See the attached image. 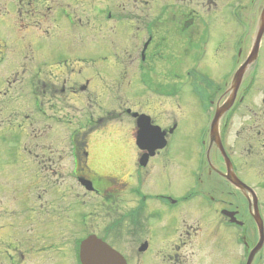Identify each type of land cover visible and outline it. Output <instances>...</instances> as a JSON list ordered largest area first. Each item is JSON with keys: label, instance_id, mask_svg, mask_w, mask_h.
I'll return each mask as SVG.
<instances>
[{"label": "rangeland", "instance_id": "374dc122", "mask_svg": "<svg viewBox=\"0 0 264 264\" xmlns=\"http://www.w3.org/2000/svg\"><path fill=\"white\" fill-rule=\"evenodd\" d=\"M72 1H74L73 5L71 7L68 5L67 7L72 14V19L68 20L62 15V11L57 8L58 0H0V38L9 42L6 50L0 48V122L4 121L5 124L8 114V118L11 119L14 126L15 124L18 126L19 123H22L19 128L20 131H23L20 145H22L24 150L21 155L22 163L20 162V165L17 167H14L5 159L8 168L3 169L2 175H0V187L5 188L0 193V199L2 198L11 207L14 204L11 199L12 194L20 190L22 191V188H20L21 185H31L32 188L29 189L30 191L27 192L25 190L24 192L31 197L33 203L36 201V210L31 213L36 217V224L39 225V228L32 234L33 242L41 245L44 240L50 239L49 243H54L62 248L66 255H63L61 258V264L69 263L70 261L67 253L69 250H72L74 237L83 232H87L93 227V225H90L85 230V227L80 224H75V221H78L80 213L82 212L92 213V206L99 201V198H96L94 195L90 193L86 194L71 176L72 162L67 140L68 135L74 130V127L69 126L70 123L86 125L90 123V118L92 120L98 118H106L108 120L109 117L115 116L112 113L113 110H120V106L132 107L134 109L136 103L141 105L139 108L140 111H147L146 107H148L149 113L154 117L162 116V113L159 114L160 109L162 111L169 109V114L176 117L179 114L180 118H182L185 109L189 111L192 108L187 103V106H183L179 110L177 107V99V101L163 99V93L161 92L151 91L152 94H150L140 88V84H138L139 87H136L135 91L131 92V94H128L127 87L126 89L120 90L126 75L122 74L119 81L118 78H114L118 73L116 70L117 65L111 66L112 62L115 61V56L113 55L117 50L116 39L117 43H119L118 50L120 53L122 54L124 52L126 54L128 52L130 54L132 50L127 51L128 49L125 48L124 42L125 36L129 32L128 25H133L131 32L135 33L134 42L138 39V34H142L140 38L142 41L145 37L143 34L146 21L155 19L159 6L169 2L172 4L175 3L176 9L169 12L163 18L161 24L158 25L159 31L154 37L155 40L152 44L153 48L151 47V58L149 59L148 66H154V75L158 76L159 80L178 84L184 76L181 79L177 77L171 78L170 74H168L169 69L166 67V63L170 65L171 61L176 60L173 54L170 53V50H172V47L180 45V41L183 39V44H186V40L190 39L199 43L203 32V24L200 20L201 18L198 17V7L194 3H187V1L183 0H164L160 4H156V2L161 0H155L156 2L152 0H119L120 5L114 7L112 12L111 10H102L103 14L101 13L102 15L100 17L102 20L94 24V33L86 34L81 40L76 38L77 33L74 29L68 27V24L65 22L73 21L77 24L82 20V24L84 25L85 21L91 22L93 18L97 17L96 12H100L101 7H104L102 5L104 1ZM48 7L52 8L51 11H48ZM192 9L195 11L194 15L192 17H186L185 12L191 13ZM109 15L112 18H109ZM92 22L94 21L92 20ZM4 23L7 24L8 28L2 26ZM113 24L116 25L112 26ZM184 25H187L184 28L185 32L181 33ZM213 37L215 38V34ZM75 38L81 41L79 46L75 43ZM224 38L228 40L232 39L229 35H226ZM164 42L169 45V52L165 50L166 43ZM217 45L219 47V43L217 44L215 41L213 45L211 43L208 45L209 53L212 57L210 60L216 64L221 60L220 48L217 49ZM229 45H226L227 51L229 52L227 58L231 54V45ZM160 47L165 51L162 55L159 54ZM213 50H217L214 53H217L218 57L212 55ZM71 53L81 55L85 58L106 55L109 57L106 61L110 62L109 65H106L107 62L105 61L104 64L95 69L90 64V67L85 69V73L78 74L83 78L84 83L90 79L89 85L86 88H80L83 85L79 87V76L76 75L72 78V82H68V85L79 87L76 88L79 89L77 92L71 90V87H65V92H60L56 96H52L53 93L51 92L44 93V108L49 115L54 116V119L49 118V116L47 117L45 115V110V112L43 111L44 114H42L41 107H35V97L37 95L31 90L29 81L27 82L25 78L30 75H36L34 74L36 63L44 62L49 58L53 60L56 57H63ZM14 67L18 68L19 71L23 69L24 73L14 75L11 78V82L9 83L10 88L9 85L2 87L7 72H12ZM26 67H28L27 72H25ZM51 68L54 70V74L59 76V79L54 80L52 73H47V76L51 79H45L61 87L63 84L62 80L66 77L67 72L63 73L56 65L51 66ZM209 68L213 72L216 66L209 64ZM206 71L209 72V69L207 68ZM114 73L116 74L114 75ZM218 75L220 74H216L220 82ZM250 79L249 77L248 82H250ZM253 80L255 83L253 82L252 88L255 89L248 102L254 107H258L262 104V95L258 92L260 83L255 79ZM102 82L106 89L102 87ZM113 82L118 84V86L111 85ZM106 83L111 86V91L106 87ZM7 89L10 91L9 97L2 94ZM187 89L190 92L189 88ZM242 93H246V88ZM247 99L245 98L244 101ZM144 101L147 102L144 103ZM7 105H14V112ZM155 105H157L156 108L153 107ZM240 105L244 106L245 103H241ZM15 111L21 112V114L16 115ZM120 117L122 119L121 115L118 116V118ZM58 118L60 120H57ZM115 119L118 122L119 119L117 117ZM126 119L129 118H125L119 124H113L112 129L110 128L104 133H95L101 134L103 137L100 135L99 137L92 135L88 138L86 147L88 155L85 157V161L86 164L88 162V166L93 171L107 175L109 174L108 172H116L118 169L124 168L130 151L129 145L124 142V136L130 131V125ZM241 119L246 118L240 117L235 123H231L230 126L232 128L229 129L227 135V138H230L229 141L235 139L239 144V140L243 134H237L236 129H239L245 122V120ZM2 126L4 127L5 125ZM7 138L10 140L11 134ZM181 143L182 136L179 135L173 140L172 148L180 149ZM14 155H17V153L15 152ZM55 168L57 169L55 170ZM252 173L249 174L253 179L254 172ZM12 180L17 182L11 183L10 181ZM21 181L25 182L22 184L20 183ZM27 181L28 183H26ZM184 191H186L185 188L178 193H183ZM77 201H79L78 204H76ZM120 206V209L106 213L108 221H106L105 225L109 224L111 226L117 223L119 220L114 222L111 220V217L116 213L119 216H123L126 210L129 211L130 206H132V199H125ZM27 214L28 212H26ZM44 220H47L45 222L47 224L46 227L43 226ZM27 222L26 220V224ZM166 223V220H152L151 227L155 231H160V235L164 236L168 232V228L163 229ZM1 226L2 224H0ZM131 228L132 224L130 220L126 219L123 224V232L126 233V236H123V239L117 238L114 242L115 245H121L122 247L120 248L128 256L132 254L131 245L128 248L124 245L130 243L128 233ZM109 231L113 232L111 229ZM103 233L104 231L100 232V234ZM0 237V240L5 241V243L12 238L9 234L6 235V233L1 234ZM154 246L158 247V244L155 243ZM50 255H46L45 262L50 260ZM42 257L43 255H36L34 262L40 264ZM57 257H59V254H57ZM28 263L29 261L24 264Z\"/></svg>", "mask_w": 264, "mask_h": 264}, {"label": "flooded vegetation", "instance_id": "af4514ba", "mask_svg": "<svg viewBox=\"0 0 264 264\" xmlns=\"http://www.w3.org/2000/svg\"><path fill=\"white\" fill-rule=\"evenodd\" d=\"M195 1L198 2V0ZM219 2V6L215 3L216 9L213 11L220 10V12H223V0H219ZM263 11L264 0H252L249 7H247V13L244 12L249 31L257 25ZM193 14L191 12L187 16H193ZM220 20L232 27L235 25L230 11L218 15L215 22ZM226 35H229L232 39H225ZM234 38L233 33H227L221 39L215 41L217 44L219 43V47L217 45L216 48L221 49H219L221 60L218 64H215L216 71L220 73L232 69L233 64L230 61H233L236 42L242 44L238 54L243 55L242 59L244 61L249 59L253 35L250 33L239 42L235 41ZM75 43L79 46L81 41H75ZM225 44L231 45V54L228 58L230 61L227 66L221 65L223 57L229 53ZM181 45L182 51L178 53V58L185 59L186 54H190L193 46L191 43L188 46ZM0 48L6 50V44L0 42ZM196 49L197 52L192 60L198 62V46ZM215 51L213 50L212 55L218 57V54L214 53ZM68 55L78 56L79 61L84 59L78 54L71 53ZM211 58L204 57L199 68L196 67L192 71L187 69L185 72L193 75L194 73L198 74L199 71L200 75H204L201 73L203 71L218 81L216 74H213L209 68ZM55 63L59 70L63 73L67 72L66 77L62 80L61 87L45 79H51L47 76V73H52L54 80L59 79V76H56L51 68V65ZM251 64L253 65L247 68L245 73L246 93L243 94L239 90L236 100L220 119L219 129L207 140L199 138L198 135L194 134L192 128L196 121L199 122L203 117L204 119L205 117L209 118L211 111L205 106L201 107L202 100L198 99V85L191 95H187L186 86L182 88L181 92L184 98L186 95L193 97L196 112L193 116L185 115L178 122L174 120L166 129L170 142H173L176 135H181L182 143L180 149L172 148L179 163L178 167L168 166L171 157L167 150L161 151L165 162L156 174L158 176L157 181L154 182L155 187H159L160 191L149 195L146 192L140 193L138 190H131V195L128 189L130 186L128 182L129 177H131L130 173L127 179L125 175H103L96 171L87 170L82 166V178L93 185L92 190H85V193H90L99 198V201L92 206L93 214L98 220L106 218V213L120 209L121 197L130 196L129 199H132V206H130L131 219H129L132 228L128 233L130 243L124 245L127 248L131 245L132 254L128 256L120 248L121 245H115L114 242L117 239L111 237L105 239L115 250L125 255L128 264H239L242 256L246 258L250 254V245L252 248L250 263L264 264V242L259 244L261 239L260 229L255 220V216L261 220L264 236V37L261 40L258 57ZM79 65L80 62L66 60L62 56L36 63V69L34 68V74L36 75H30L32 85L37 93L43 96L46 92L53 93L52 96L59 95L60 92L64 93L65 87H71V90L77 92L79 89L76 88H79L80 85L79 87H72L68 85V82H72L73 76L83 74L82 68L78 67ZM207 68L209 72L206 71ZM25 72L27 71L25 70ZM22 73H24L23 69L19 71L18 68L14 67L12 72H7L3 85H9L14 75H21ZM249 77L251 78L250 82H248ZM253 79L263 83L258 88V92L262 95V104L258 107H254L248 102L255 89L252 88ZM216 86L218 87L214 90L215 96L210 99V105L225 103L230 94L228 80ZM83 87L81 86V88ZM3 94L9 97V89L5 90ZM245 98L248 99L244 101ZM240 100L242 101L238 102ZM241 103H245V105L242 106ZM7 106L14 112V105ZM19 113L21 114V112L15 111L16 115ZM240 117L246 119H241L245 122L239 129H236L237 134H243L239 144L235 139L229 141L230 138H227V135L229 129L232 128L230 124L235 123ZM21 125L22 123H19V127L16 124L14 126L11 119L8 118V114L5 124L4 121L0 122V175H2L3 169L8 168L5 159L14 167L17 166L15 164L17 157L14 153L16 149H20V139L23 134V131L19 130ZM180 125L181 130L178 131ZM10 134L11 139L9 140L7 136ZM170 142L168 143L170 144ZM84 155H87V153L85 152ZM81 161L83 162V159ZM149 166L148 163L147 168ZM150 169L146 170V175L150 173ZM252 172H254L253 179L249 174H253ZM234 176L246 183L251 189L236 186V181L233 180ZM11 182L17 181L12 180ZM184 188L186 191L178 193ZM4 189L0 187V193ZM152 195L163 196L164 199L155 200L151 197ZM11 199L14 203L11 207L2 198L0 199V224H2L0 235L6 233V235L9 234L12 237L6 243L0 240V264H24L26 259L29 264H36L34 262L36 255H43L40 264H61V258L66 255L62 248L54 243H49L50 239L44 240L41 245L33 242L32 234L39 228V225L36 224V217L31 213L36 210V201L32 203L31 197L25 195L21 190L13 193ZM105 200H113L114 208L106 205ZM26 211H28L27 215ZM114 216L111 218H114L116 222L119 220L114 223L115 231H118L119 237L123 239L126 233L123 232L122 218L118 216V213H116V217ZM26 220L28 221L27 224ZM152 220H166L167 223L163 229L168 228L167 234L165 233L162 236L160 231H155L151 227ZM45 222L47 220H44V227L47 226ZM232 225L236 227L245 225L246 229L243 231L245 234L242 239L246 241L248 246H246V243H237V236H240L241 233H239L238 228L231 227ZM155 243L158 244V247L154 246ZM136 246L138 247L134 250ZM155 247L156 249H154ZM47 254H51L50 260L45 262ZM57 254H59V257H57ZM67 254L70 261L66 264H79V259L73 257V250H69ZM108 263L112 264L110 261Z\"/></svg>", "mask_w": 264, "mask_h": 264}, {"label": "bare ground", "instance_id": "6f19581e", "mask_svg": "<svg viewBox=\"0 0 264 264\" xmlns=\"http://www.w3.org/2000/svg\"><path fill=\"white\" fill-rule=\"evenodd\" d=\"M229 59L227 58V55H225L224 57H223V60H222V62H221V65H225V66H227L228 64H229ZM261 85H263V83L262 82H260V81H258ZM237 178L238 177H233V180L234 181H236V182H238V180H237Z\"/></svg>", "mask_w": 264, "mask_h": 264}, {"label": "water", "instance_id": "95a60500", "mask_svg": "<svg viewBox=\"0 0 264 264\" xmlns=\"http://www.w3.org/2000/svg\"><path fill=\"white\" fill-rule=\"evenodd\" d=\"M122 264V263H121Z\"/></svg>", "mask_w": 264, "mask_h": 264}]
</instances>
